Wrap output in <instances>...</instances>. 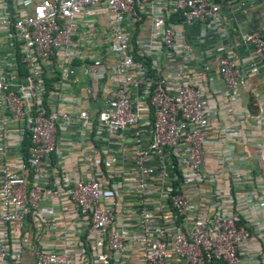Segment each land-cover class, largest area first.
Segmentation results:
<instances>
[{
    "label": "built area",
    "instance_id": "built-area-1",
    "mask_svg": "<svg viewBox=\"0 0 264 264\" xmlns=\"http://www.w3.org/2000/svg\"><path fill=\"white\" fill-rule=\"evenodd\" d=\"M255 3L0 0V264H264Z\"/></svg>",
    "mask_w": 264,
    "mask_h": 264
},
{
    "label": "crops",
    "instance_id": "crops-1",
    "mask_svg": "<svg viewBox=\"0 0 264 264\" xmlns=\"http://www.w3.org/2000/svg\"><path fill=\"white\" fill-rule=\"evenodd\" d=\"M230 23L235 25L234 20H230ZM243 26L247 30H254L264 34V0H256L254 10L244 18ZM198 29V26H194L190 30L193 34L191 37H194ZM241 50L242 48H240ZM199 75H202V72ZM249 84L252 87L251 90H255V92H258L259 89H264V79L254 77L249 80Z\"/></svg>",
    "mask_w": 264,
    "mask_h": 264
},
{
    "label": "rangeland",
    "instance_id": "rangeland-1",
    "mask_svg": "<svg viewBox=\"0 0 264 264\" xmlns=\"http://www.w3.org/2000/svg\"><path fill=\"white\" fill-rule=\"evenodd\" d=\"M81 85H82V86H84L85 84H84V83H82Z\"/></svg>",
    "mask_w": 264,
    "mask_h": 264
}]
</instances>
